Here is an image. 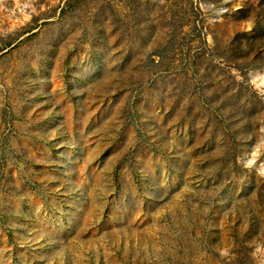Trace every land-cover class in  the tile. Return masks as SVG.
I'll return each mask as SVG.
<instances>
[{"label":"rangeland","instance_id":"374dc122","mask_svg":"<svg viewBox=\"0 0 264 264\" xmlns=\"http://www.w3.org/2000/svg\"><path fill=\"white\" fill-rule=\"evenodd\" d=\"M0 264H264V0H0Z\"/></svg>","mask_w":264,"mask_h":264}]
</instances>
